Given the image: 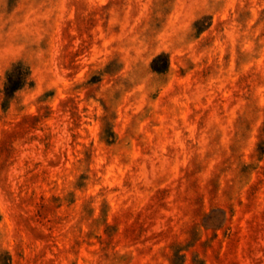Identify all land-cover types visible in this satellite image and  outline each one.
I'll list each match as a JSON object with an SVG mask.
<instances>
[{
  "label": "rangeland",
  "instance_id": "rangeland-1",
  "mask_svg": "<svg viewBox=\"0 0 264 264\" xmlns=\"http://www.w3.org/2000/svg\"><path fill=\"white\" fill-rule=\"evenodd\" d=\"M0 264H264V0H0Z\"/></svg>",
  "mask_w": 264,
  "mask_h": 264
}]
</instances>
